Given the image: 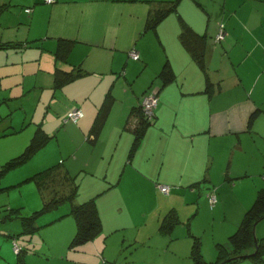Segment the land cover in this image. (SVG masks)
Listing matches in <instances>:
<instances>
[{
	"label": "crops",
	"instance_id": "obj_1",
	"mask_svg": "<svg viewBox=\"0 0 264 264\" xmlns=\"http://www.w3.org/2000/svg\"><path fill=\"white\" fill-rule=\"evenodd\" d=\"M4 1L0 40L23 44L0 48V140L24 134L13 147L17 154L34 134L30 126L41 128L50 138L38 149L44 151L40 171L54 167L66 194L75 187L74 204L95 199L101 233L69 249H101L107 238L131 245L135 238L125 234L120 240L113 233L140 216L142 236L159 237L189 256L197 234L183 217L192 203L199 213L200 200L194 199L201 186L198 197L216 189L215 208L234 196L239 180L264 187V0H179L150 29L144 27L148 10L162 0ZM219 21L226 34L214 41ZM184 22L206 36V76L180 41ZM60 37L74 40L62 57L56 54ZM131 47L138 59L131 58ZM166 62L174 78L161 85L157 74ZM77 67L83 70L79 76L55 85L59 68ZM157 80L155 117L133 147L138 117L131 111ZM104 102L107 115L95 135L92 125ZM72 109L82 116L63 123ZM37 167L22 180L40 172ZM157 183L172 186L164 197ZM252 197L246 194L230 220L224 218L222 232L205 241L198 232L206 264H228L230 258L217 263L218 244L229 248V234ZM172 209L180 223L164 233L160 221ZM73 231L61 236L72 239ZM28 241L17 240L26 254L33 251Z\"/></svg>",
	"mask_w": 264,
	"mask_h": 264
},
{
	"label": "rangeland",
	"instance_id": "obj_2",
	"mask_svg": "<svg viewBox=\"0 0 264 264\" xmlns=\"http://www.w3.org/2000/svg\"><path fill=\"white\" fill-rule=\"evenodd\" d=\"M7 10L8 8L5 7L2 11L6 13ZM154 83L157 84L159 82L158 80L156 82H150L153 85L150 88L157 86ZM12 116L15 118V115L12 114ZM30 127H32L30 132H35L36 127ZM22 135L24 134H16L7 138V140H0V168L1 164L19 154H13L18 151V148L13 151V147L15 144H20L19 139ZM32 136L29 138L31 139ZM30 139H26L22 143L21 148H24ZM50 146L51 144H49ZM43 152L42 149L37 150L25 164L0 175V264H17V260L19 259L15 254L14 247H16L15 241L17 242L19 239L29 240L27 242L31 246L29 249L33 250L30 253L26 254V251H24L21 254V256H24L25 264H193L187 251L182 252L181 247L175 249L173 245H169V243L164 242L159 237L146 238L142 236L141 232L146 227L142 224V220L139 218L140 216L137 217V221L133 224L124 226L122 229L114 231L113 233L120 240L122 239V235L126 236L125 234L130 235L129 240L135 238L136 241L131 243V245H128L130 241H126L125 246H121L118 240H114L116 238H113V240L107 238L105 246L101 249L93 246L91 248H79L78 251L69 249L68 243L71 239L68 240L67 237L66 241V238L61 236L64 234L66 237V232L68 231H71L72 234V226L74 229L73 234L75 232L74 220L72 216L68 215L70 209L69 203H63L56 209L43 213L37 218L28 219L27 217H30L32 211L42 207L44 200H49L55 196H63V193L66 192L62 182L53 175H48L42 179L21 181L22 174L28 172V170H32L38 166L37 168L40 171V159L42 157L44 159ZM202 188L203 186L198 189V193H196L194 199H197V201L200 200L201 206L199 213L195 214V207L198 206V203H192L188 206L189 209L183 218L185 220L190 218V221H192V229L197 234L196 236H198V232L202 233L205 241L206 238L208 239L213 234L223 231L222 223H225L224 218L228 221L230 220L231 215L236 213L239 205L245 199L246 194L253 195L250 202L251 205L255 199L257 190L264 187L254 189V184L251 180H239L234 196L222 208H215L218 203L213 208L209 207L207 194L213 190L210 187L202 193V197H198ZM156 192L162 197L165 196L158 189H156ZM215 192L218 197L219 195L216 189ZM148 196L153 198L154 193H148ZM10 208L20 209V212H18L19 218H10L7 216ZM18 213L12 212L13 216ZM65 213L66 215L61 216ZM55 218L59 219L56 220ZM240 221L241 219L238 221L234 231L237 229ZM137 235L138 237H136ZM254 236L257 240H261L264 237V218L255 223ZM182 241L181 239L177 240L180 245H182ZM17 244L19 245L18 242ZM83 250L84 252H82ZM262 258L264 260V251ZM215 260L211 264H215ZM256 263L262 264V262ZM231 264L254 263L250 258H245Z\"/></svg>",
	"mask_w": 264,
	"mask_h": 264
},
{
	"label": "trees",
	"instance_id": "obj_3",
	"mask_svg": "<svg viewBox=\"0 0 264 264\" xmlns=\"http://www.w3.org/2000/svg\"><path fill=\"white\" fill-rule=\"evenodd\" d=\"M162 1L163 2H160L159 4L152 6L148 10V14L145 19V25H144L145 28L150 29L156 27V25L166 15H168L171 11L175 10L176 5L179 2V0H162ZM6 4L7 3L4 0L0 1V12L6 7ZM179 36L183 46L188 50L192 59L196 62V64L200 67V69L204 72L206 76L207 71L204 61V55H205L204 47L206 43V36L195 32L185 22L181 24V30ZM72 43H74V40H72L71 38L60 37L56 49L57 56L62 57L66 55V53L70 48L69 46ZM22 44L23 42H18L14 40H6V41L0 40V48L16 47V46H21ZM131 48H135V47H131ZM59 71H62L63 73L58 74V76L55 77L56 79L55 85H62V83L68 82L76 78L83 72V70L79 67L71 70H62L59 68ZM157 75L160 79V84L164 85L170 82L171 80H173L174 71L166 62ZM151 89L153 88H150L149 90ZM107 108L108 105L106 102H104V104L101 105L98 109L96 118L92 125V131L95 133V135L104 124L107 115ZM69 111L65 113V116L62 119L63 123L71 122V121L65 122L67 113ZM131 113L136 114L138 117V121H137L138 123L135 125L136 128L134 130L133 147H135V145L139 142L140 138L144 134L145 130L149 127V125L152 124L155 115H153L152 120L150 121L146 120L142 112L141 104L138 107L133 108ZM255 114L256 112L254 111V113L250 115L249 117L250 122L253 116H255ZM48 138H50L48 134H46L41 128H37L32 138L30 139L29 143L24 147V149L21 152H19L18 155L11 157L8 161L1 164L0 175L6 173L7 171L13 168L19 167L22 164H24L26 161H28L39 148H41L46 144ZM54 170H55L54 167L45 169L43 171L30 175L29 177L22 180V182L28 181L30 179L36 180V179L46 178L48 175H52V172ZM71 180H73V178H71ZM195 184L197 183H194L191 187L195 186ZM169 187L171 189V186ZM75 194H76V190L74 187L69 194L63 193V196H55L49 200H44L42 207L39 208L38 210L32 211L30 217H27L28 219L37 218L39 215L43 213H47L51 210L56 209L58 206H60L63 203H69L70 210L68 212V215L72 216L75 223V232L72 239L69 242L68 245L69 248H74L79 245L92 241L102 231V222L96 207L95 199L90 198L81 203L74 204L73 200ZM12 212H17V213L20 212L19 208H10L9 213L7 214V216H9L10 218H19L18 216L19 213L13 216ZM262 218H264V188H261L257 191L255 199L253 200L249 208H247V210L245 211L237 229L228 237L229 248L225 247L224 245L218 244L219 249H218L217 263H220L222 262V260H226L228 258H230L228 259L229 261L227 260L228 264H231L241 259L250 258L254 264H258L256 262H260V263L262 262V264H264V260L262 258L264 251V237L261 240H257L255 239L254 236V225ZM177 223H180V220L178 219V216L175 213V211L172 209L168 211L161 218L159 229L164 233H169L174 227V225ZM26 250H27L26 247L23 246L18 247V251L15 252V254L18 256L19 259L17 260V264H25L23 258L24 256H21V254L24 253V251ZM189 256L196 264H206L201 257L200 241L196 236L193 237V244L191 246V251ZM104 262L106 261L104 260Z\"/></svg>",
	"mask_w": 264,
	"mask_h": 264
},
{
	"label": "built area",
	"instance_id": "obj_4",
	"mask_svg": "<svg viewBox=\"0 0 264 264\" xmlns=\"http://www.w3.org/2000/svg\"><path fill=\"white\" fill-rule=\"evenodd\" d=\"M47 1H51V0H47ZM217 31L214 35V41H220L224 35L226 34V29H225V25L222 21L218 22L217 25ZM129 54L132 58L136 59L138 58V50L135 48H132L129 51ZM157 103V89H151L148 92L143 94V97L141 99V106H142V112L144 117L146 118V120L150 121L153 118L154 115V108L156 106ZM82 116V111L80 109H74L72 111H69L67 113V117L65 119L66 121H71L73 123H76L78 121V119ZM156 188L162 192V193H168L170 187L168 185H164V184H156ZM208 204L210 208H213L216 204L217 198L216 195L214 193V191H210L208 193ZM16 247H14V251H18V247L19 245L15 242Z\"/></svg>",
	"mask_w": 264,
	"mask_h": 264
}]
</instances>
